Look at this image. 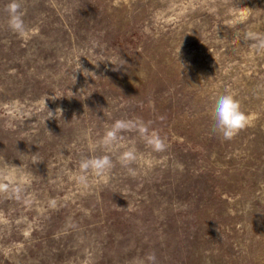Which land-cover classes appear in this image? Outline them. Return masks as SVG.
<instances>
[{
	"label": "rangeland",
	"instance_id": "374dc122",
	"mask_svg": "<svg viewBox=\"0 0 264 264\" xmlns=\"http://www.w3.org/2000/svg\"><path fill=\"white\" fill-rule=\"evenodd\" d=\"M9 2L0 264H264V53L244 40L264 35V0H18L23 38ZM226 93L250 120L230 141L211 130ZM118 119L166 150L135 130L100 147ZM104 155L105 174L80 170Z\"/></svg>",
	"mask_w": 264,
	"mask_h": 264
},
{
	"label": "clouds",
	"instance_id": "9594fccd",
	"mask_svg": "<svg viewBox=\"0 0 264 264\" xmlns=\"http://www.w3.org/2000/svg\"><path fill=\"white\" fill-rule=\"evenodd\" d=\"M5 11L8 13L9 29L23 38L27 30L21 15V5L18 0H10L5 6ZM236 23V21H229L227 26L234 28ZM244 40L245 42H251V47L257 53H264V35L248 31L244 33ZM212 119L214 121L211 129L212 132L219 135L223 140L229 141L250 123L249 118L242 111L236 98L232 94L227 93L215 98ZM122 130L137 131L145 145L154 152H163L166 150L164 141L156 133H149L147 126L142 121L133 123L132 121L123 119H118L114 122L111 129L106 131L105 135L98 142V145L104 149L112 150L118 140L117 134ZM116 161H118L122 167L127 168L130 175L133 177L136 175L135 170L130 167V165L137 161V155L134 149L123 151L116 156ZM113 167L114 162L109 155L83 158L79 164V168L82 172H91L97 176L105 174L107 170ZM84 179L85 177H81L82 181ZM0 190H5V186L0 185ZM147 259L151 264H155L156 258L154 255H149Z\"/></svg>",
	"mask_w": 264,
	"mask_h": 264
}]
</instances>
